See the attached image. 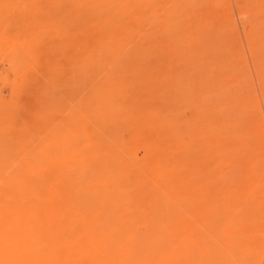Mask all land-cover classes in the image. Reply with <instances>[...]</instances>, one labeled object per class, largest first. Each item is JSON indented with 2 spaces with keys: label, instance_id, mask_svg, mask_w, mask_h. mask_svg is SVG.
Wrapping results in <instances>:
<instances>
[{
  "label": "rangeland",
  "instance_id": "1",
  "mask_svg": "<svg viewBox=\"0 0 264 264\" xmlns=\"http://www.w3.org/2000/svg\"><path fill=\"white\" fill-rule=\"evenodd\" d=\"M0 264H264V0H0Z\"/></svg>",
  "mask_w": 264,
  "mask_h": 264
},
{
  "label": "bare ground",
  "instance_id": "2",
  "mask_svg": "<svg viewBox=\"0 0 264 264\" xmlns=\"http://www.w3.org/2000/svg\"><path fill=\"white\" fill-rule=\"evenodd\" d=\"M217 146V145H216ZM204 147V146H203ZM130 148V147H129ZM207 156V155H206ZM209 156V155H208ZM207 156V157H208ZM211 156H209L208 158H210ZM214 158V157H213ZM160 159L161 160H159L158 162H157V165L155 166L156 168H158L160 165H161V163H163V159L160 157ZM128 162V161H127ZM189 164V163H188ZM162 166V165H161ZM152 168V167H151ZM230 168V167H229ZM231 169V168H230ZM248 169V168H247ZM182 172V171H181ZM221 175V174H220ZM223 175V174H222ZM185 176V175H184ZM224 177V176H223ZM257 178V177H256ZM53 179V178H52ZM239 183V182H238ZM248 185V184H247ZM258 187V186H257ZM67 188V187H66ZM256 188V187H255ZM196 200V199H195ZM10 210V209H9ZM17 212V211H16ZM13 213H14V211H13ZM208 215V214H207ZM3 225V224H2ZM34 236V235H33ZM69 238V237H68Z\"/></svg>",
  "mask_w": 264,
  "mask_h": 264
}]
</instances>
